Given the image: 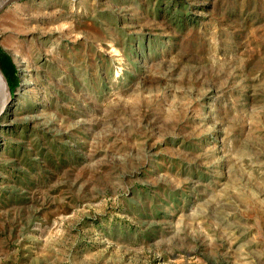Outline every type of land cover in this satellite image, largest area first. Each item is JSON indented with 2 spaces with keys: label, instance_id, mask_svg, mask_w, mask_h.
Segmentation results:
<instances>
[{
  "label": "rangeland",
  "instance_id": "374dc122",
  "mask_svg": "<svg viewBox=\"0 0 264 264\" xmlns=\"http://www.w3.org/2000/svg\"><path fill=\"white\" fill-rule=\"evenodd\" d=\"M0 53V264H264V0H17Z\"/></svg>",
  "mask_w": 264,
  "mask_h": 264
},
{
  "label": "water",
  "instance_id": "95a60500",
  "mask_svg": "<svg viewBox=\"0 0 264 264\" xmlns=\"http://www.w3.org/2000/svg\"><path fill=\"white\" fill-rule=\"evenodd\" d=\"M17 0H0V13L10 4H12L13 2H15ZM1 72V70H0ZM2 73V72H1ZM3 75V74H2ZM4 77V75H3ZM5 79V77H4ZM6 81V79H5ZM9 87V86H8ZM11 99H12V94H11V90L9 88V95L7 97V100L5 103H2V98H1V95H0V117L1 115L4 113L6 107L10 104L11 102Z\"/></svg>",
  "mask_w": 264,
  "mask_h": 264
},
{
  "label": "bare ground",
  "instance_id": "6f19581e",
  "mask_svg": "<svg viewBox=\"0 0 264 264\" xmlns=\"http://www.w3.org/2000/svg\"><path fill=\"white\" fill-rule=\"evenodd\" d=\"M0 95L2 98V103H5L9 95V87L1 72H0Z\"/></svg>",
  "mask_w": 264,
  "mask_h": 264
},
{
  "label": "trees",
  "instance_id": "16d2710c",
  "mask_svg": "<svg viewBox=\"0 0 264 264\" xmlns=\"http://www.w3.org/2000/svg\"><path fill=\"white\" fill-rule=\"evenodd\" d=\"M10 65L12 64H10L8 58L0 53V67L2 68V70L8 73Z\"/></svg>",
  "mask_w": 264,
  "mask_h": 264
}]
</instances>
